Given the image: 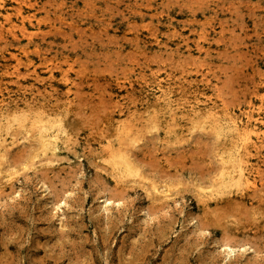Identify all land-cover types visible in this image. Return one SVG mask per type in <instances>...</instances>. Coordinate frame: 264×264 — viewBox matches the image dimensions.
<instances>
[{
  "label": "rangeland",
  "instance_id": "obj_1",
  "mask_svg": "<svg viewBox=\"0 0 264 264\" xmlns=\"http://www.w3.org/2000/svg\"><path fill=\"white\" fill-rule=\"evenodd\" d=\"M25 3L44 30L19 46L0 37V75L3 56L23 47L56 81L66 74L71 92L66 97L56 81L58 92H45L48 85L28 76L9 83L12 92H0V100L36 98L40 107L31 112L68 118L72 136L59 166L38 164L43 152L35 139L13 147L2 163L12 175L0 184V264H264V140L254 139L255 186L242 189L244 199L204 207L200 191L220 186L224 140L200 127L174 140L155 118L116 117L158 82L183 102L200 93L263 117L264 0ZM105 140L116 151L125 144L139 168L125 186L103 163L104 153L113 154ZM150 185L165 198L152 202ZM226 246L234 249L230 256Z\"/></svg>",
  "mask_w": 264,
  "mask_h": 264
},
{
  "label": "bare ground",
  "instance_id": "obj_2",
  "mask_svg": "<svg viewBox=\"0 0 264 264\" xmlns=\"http://www.w3.org/2000/svg\"><path fill=\"white\" fill-rule=\"evenodd\" d=\"M25 4V0H0V37H4L5 35L10 37L17 46H19L21 38L26 39L30 43L36 32H42L44 30L40 27V22H37V25H35L30 17L26 15L24 11ZM50 27L54 29L52 25ZM200 35L204 36L203 33H200ZM152 36L156 45L161 46L162 42L159 41L158 36L155 33ZM198 39L202 41L200 36H198ZM198 46L200 47L201 45ZM200 48L199 50H202V47ZM196 50L198 49L196 48ZM15 52L10 54L9 59H5L3 56L4 64L0 75V82H2L1 85H3L4 91L0 90V92H12L10 91L9 83H25L26 77L28 76L34 82L48 85V88H44L45 92H47L46 89L58 92L57 88L53 86L56 78L51 69L46 66L44 71H41L35 62L30 60L27 49L23 47H18ZM21 68L24 70L22 71ZM60 75L62 78L56 82L58 83V87L63 89V94L68 97L69 92H71L69 85L72 82L69 83L65 80L66 74ZM29 91L33 92L31 89ZM174 93L168 83L163 85L161 82H158L152 88L148 86L143 93L145 97L141 100L142 103H134L133 106L126 108V112L124 108H119V112L115 111L118 112V114L116 113V117L121 119L123 116L127 118H140L141 116H145V118L151 121H154L155 118L164 131L163 134L174 140L185 137L186 134H190L192 130L198 127L212 130L218 139L224 140V149L223 152L222 149L220 152L222 166L220 186L216 190L200 191L198 199L204 207L210 201L217 205L234 199H244L241 194L242 189L255 186L254 174L256 168L252 165L250 152L251 150H255L258 153L257 142H254V139L260 142L264 140V111L263 117L256 118L250 110L236 113L232 109L218 106L216 101L208 97H202L200 93L191 96L189 100L185 98L186 100L184 102L181 99H177ZM47 95L43 97V100L50 103L49 97L51 94L47 93ZM36 100V98L30 96L19 100L15 98H2L0 100V184L10 182L12 175V172L8 170L10 167H7V169L3 167L4 165L2 167L1 165L6 161L9 151L17 145H21L30 139H35L43 152L36 156L38 158L41 157V161L38 164L48 166L61 165L65 159L61 157L63 151H69L67 142L72 136L69 119L59 117L53 113L44 115L36 112L32 113L31 111L40 107L36 103ZM20 108H24L25 110H23L25 112H21ZM112 117L115 116L112 115ZM115 123L119 127V121ZM111 129H113L112 132H116L115 128ZM120 129L123 131L124 128ZM121 130L120 138L122 140L126 138L125 140H127V135H123L122 137L124 138L121 137L122 133L125 132ZM112 132L111 136L114 135V132ZM112 141L115 142L117 140ZM134 141L136 142L135 139ZM106 142L107 144L104 143V145L106 144L107 148H105L113 154L111 157L109 155L110 158H108L104 153L106 157L104 158L105 160L103 159V163L107 170L110 171L115 184L125 186L129 179L137 178L139 168L130 160L128 149L123 147L125 144L119 141L116 151V148L113 147L116 146L115 143L117 144V142L114 144L111 141ZM130 143L129 141L128 144ZM101 149L103 152L106 150H104L103 146ZM146 191L151 197L150 200L152 202L165 198L161 196L162 193L159 191V188L154 185L148 186ZM110 201V199L104 200L106 211V205ZM233 252L234 249L226 246V254L228 256Z\"/></svg>",
  "mask_w": 264,
  "mask_h": 264
}]
</instances>
